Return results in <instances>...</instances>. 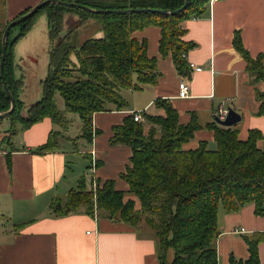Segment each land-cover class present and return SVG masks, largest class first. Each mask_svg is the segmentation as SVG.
I'll return each instance as SVG.
<instances>
[{
    "label": "trees",
    "instance_id": "1",
    "mask_svg": "<svg viewBox=\"0 0 264 264\" xmlns=\"http://www.w3.org/2000/svg\"><path fill=\"white\" fill-rule=\"evenodd\" d=\"M65 1L97 10L142 11L90 14L82 9L48 4L12 28L4 77L15 97L16 106L6 118L10 121V128L2 138V144L13 148L11 139L20 126L28 129L44 119L67 128L69 120L66 113L79 117L83 124L82 137L92 144L95 132L93 116L97 112L109 111L112 107L120 111L128 109V102L121 93L124 89L138 92L144 86H153L158 82L157 59L149 57L147 41H139L134 36L138 30L159 27L162 33L159 42L161 55H171L180 75L190 77L191 68L185 55L195 45L183 39L185 29L181 24L202 17L208 11L211 0H190L189 6L176 15L153 10L173 12L181 9L185 0ZM68 12L80 15V26L94 18L99 22L104 37H93L79 47L75 46L74 32L64 33L63 20ZM42 15L49 22V71L41 80L43 97L26 107L19 96L24 81L15 77L14 47ZM5 28L0 30V62ZM15 32L17 34L12 37ZM233 44L246 60L247 70L254 82H264L262 56L253 59L239 33ZM73 55L76 62L72 59ZM58 95L64 99L66 112L58 108ZM257 97L261 104L259 114L264 115V91H258ZM155 106L163 109L165 115L153 116L144 112L146 123L136 122L133 115H128L121 125L112 129L110 144L127 145L133 152L130 165L120 175L128 185L127 190L118 189L114 179H98L95 194L83 176L77 188L71 189L66 198L56 197L53 200L50 210L57 216H68L83 210L93 217L103 216L139 231L145 229L157 240L160 264H219L220 206L231 214L252 204L255 216L264 218V150L258 146L264 135L258 129L250 130L249 137L242 141L233 127L210 124L207 128L215 135L214 149L206 141L200 142L195 149H184L201 128L196 117L193 115L189 124L182 125L170 101L157 98ZM10 108L11 100L0 77V113L8 112ZM4 120L0 118V123ZM147 124L150 125L148 131L145 130ZM58 134L52 131L49 140L37 151L49 152L57 148ZM11 157L10 153L6 157L8 167H11ZM100 164L97 161L96 167ZM244 240L249 256L244 260L232 255L229 264H260L258 248L264 241V233H254Z\"/></svg>",
    "mask_w": 264,
    "mask_h": 264
},
{
    "label": "crops",
    "instance_id": "2",
    "mask_svg": "<svg viewBox=\"0 0 264 264\" xmlns=\"http://www.w3.org/2000/svg\"><path fill=\"white\" fill-rule=\"evenodd\" d=\"M43 1L4 0L2 23L7 24ZM71 15L75 25L69 27L67 18L64 33L73 31L76 35L83 26L79 25L80 15ZM95 21L89 19L85 24L95 25L88 39L104 37L99 22ZM181 25L185 29L183 39L195 45L185 55L191 68L190 77L180 75L171 55H161L159 27L135 32L136 39L147 41L149 57L157 59L158 82L138 92L124 89L121 93L128 102V109L120 111L112 107L109 111L97 112L93 116L96 134L94 132L92 144L82 137V121L73 113H66L67 128L50 119L28 129L20 126L11 139L13 148L1 141L10 121L5 120V126L4 121L0 123V264H160L157 240L145 229L139 231L103 216L96 218L83 210L68 216H57L50 210L53 200L66 198L86 173L91 176L90 188L94 180L114 179L118 189L127 190L128 185L120 175L130 165L133 152L127 145L110 144L112 129L134 112L164 116L165 111L155 106L157 98L170 101L178 112L180 124H189L194 115L201 126L184 149H195L202 141L208 142L209 147L215 143V135L207 126H220L216 117L222 108H233L241 116L242 120L231 126L238 131L240 140H246L250 130L258 129L264 135V115L259 114L261 104L257 97L258 91H264V82H254L246 60L233 44L239 33L251 57L255 59L260 55L264 62V0H213L202 17L186 20ZM48 31L45 16L42 21L37 19L34 27L16 44V72L21 70L22 46L26 47L28 58L36 59L38 53H43V57L49 55ZM72 59L76 62L75 55ZM197 67L202 70L196 71ZM41 74L37 76L33 93L26 91L27 73L15 74L16 79L24 81L19 96L26 107L43 96L41 80L47 75ZM183 81L189 84L190 94L181 98L179 85ZM59 110L66 112L65 107ZM73 124L78 127L75 134L71 131ZM149 129L147 124L145 130ZM52 131L59 133L58 147L49 152L37 151L49 140ZM258 146L264 150V138L258 141ZM9 153L11 167L6 160ZM93 161H100V166L92 167ZM254 210L252 204L231 214L220 208L219 264H229L232 255L246 260L249 251L244 238L248 234L264 233V218L256 217ZM235 228H245L247 232L235 234ZM258 249L260 264H264V241Z\"/></svg>",
    "mask_w": 264,
    "mask_h": 264
},
{
    "label": "rangeland",
    "instance_id": "3",
    "mask_svg": "<svg viewBox=\"0 0 264 264\" xmlns=\"http://www.w3.org/2000/svg\"><path fill=\"white\" fill-rule=\"evenodd\" d=\"M3 1L4 0H0V30H2V28L4 29L5 25H6V24L2 23V22H4L3 20L5 18L4 9H3L2 5H1V4H3ZM71 14H75V13H71V12L66 13L64 15L63 22H65V24L67 25V21L66 20L68 18V26L73 28V26L75 25V21H74V19H73ZM44 17H45V15L40 16L38 18L39 21H42L44 19ZM95 22H98V21H95ZM97 24H99V23H97ZM94 29H95V25H93V24L85 25V26H83V28H78L77 33L75 35V41H74L75 46L79 47V45L82 44L84 42V40L88 39L89 36H91V34L94 31ZM16 34H17V32L13 33L12 37H14ZM35 45H37L36 48H38V46H40V45L37 44V41H36ZM22 52H23V59H22V62L20 63V65H19L21 67V70L18 69L16 74L27 73L26 81L28 83V86L26 88V91H27V93H29V92L33 93L34 90L37 87L36 79H37L38 74L42 73V74H46L47 75V72L49 71V66H48L49 55L47 57H43V55H42L43 53H41V54L38 53V56H37L36 59L28 58L27 55H26L27 52H26V47L25 46H22ZM41 98H39L37 101H39ZM36 102H34V103H36ZM57 105H58V108H62L63 109V107H65L64 99L62 98L61 95H58ZM27 107H28V105H27ZM5 120H7V119H5ZM5 120L3 122L4 126L7 123V121H5ZM5 129H6V127H3V130H5ZM79 129H80V127H79ZM71 131L74 134L78 132V127H77L76 124H73V126H71ZM3 134L4 135L1 136L2 138L6 135V133L3 132ZM215 146L216 145L214 143V144L211 145L210 148L214 149ZM80 158L84 159L83 157H80ZM85 175H87V176H85L86 177V182H88V185H91V183H92V182H90L91 176L88 175L87 173ZM94 182L96 184V189L95 190L92 189V191L96 194L99 184H98L97 180H94ZM220 208L223 209L221 206H220ZM96 214H97V212H96ZM248 236H249V234H248Z\"/></svg>",
    "mask_w": 264,
    "mask_h": 264
},
{
    "label": "water",
    "instance_id": "4",
    "mask_svg": "<svg viewBox=\"0 0 264 264\" xmlns=\"http://www.w3.org/2000/svg\"><path fill=\"white\" fill-rule=\"evenodd\" d=\"M190 0H185V4L184 6L181 7V9L176 10V11H162V10H153L162 14H179L181 11H183L184 9H186L189 6ZM48 4H56V5H61V6H65V7H69V8H73V9H82L90 14H107V13H115V14H131V13H137V12H141V9H125V10H112V9H107V10H97V9H91L88 6H83L81 4H77L74 2H68L65 0H44L43 2L35 5L29 12H27L26 14L20 16L18 19L13 20L11 22H9V24L6 26L4 33H3V41H2V59L0 62V77L2 82L4 83V90L7 96H9L10 100H11V108L8 110V112H3L0 113V118L1 119H6L8 118V116L13 112V110L15 109L16 106V101H15V97L11 94L7 83L5 82V77H4V64H5V60H6V56H7V46L9 43V34L12 30V28L20 25V23L28 18H31L32 16H34L35 13H37L43 6L48 5ZM216 120L219 122L220 125L224 126V127H231L237 123H239L242 119L241 116L233 109L230 108L228 109L227 115L225 116L224 119H219L218 117H216Z\"/></svg>",
    "mask_w": 264,
    "mask_h": 264
},
{
    "label": "built area",
    "instance_id": "5",
    "mask_svg": "<svg viewBox=\"0 0 264 264\" xmlns=\"http://www.w3.org/2000/svg\"><path fill=\"white\" fill-rule=\"evenodd\" d=\"M211 1H213V0H211ZM191 67H195V66L194 65H191ZM195 70L196 71H200V70H202V68L201 67H197V68H195ZM189 88H190V86L187 83V81L181 82L180 85H179V92H180L179 93V96L181 98L189 96V94H190ZM227 112H228V110L222 108V109L219 110V113L217 114V117L222 120L227 115ZM132 115H133L134 120L136 122L146 123L142 111H140V112H134ZM92 167L96 168V162L93 161ZM92 189H94V190L96 189V184H95L94 181H93V184H92ZM233 232L235 234H246L247 230L245 228H235L233 230Z\"/></svg>",
    "mask_w": 264,
    "mask_h": 264
}]
</instances>
